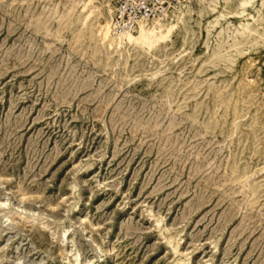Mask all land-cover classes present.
Wrapping results in <instances>:
<instances>
[{
  "label": "rangeland",
  "instance_id": "1",
  "mask_svg": "<svg viewBox=\"0 0 264 264\" xmlns=\"http://www.w3.org/2000/svg\"><path fill=\"white\" fill-rule=\"evenodd\" d=\"M113 10L0 0V264H264V0Z\"/></svg>",
  "mask_w": 264,
  "mask_h": 264
},
{
  "label": "built area",
  "instance_id": "2",
  "mask_svg": "<svg viewBox=\"0 0 264 264\" xmlns=\"http://www.w3.org/2000/svg\"><path fill=\"white\" fill-rule=\"evenodd\" d=\"M176 4L177 0H116L114 28L133 31L139 20L159 17Z\"/></svg>",
  "mask_w": 264,
  "mask_h": 264
},
{
  "label": "bare ground",
  "instance_id": "3",
  "mask_svg": "<svg viewBox=\"0 0 264 264\" xmlns=\"http://www.w3.org/2000/svg\"><path fill=\"white\" fill-rule=\"evenodd\" d=\"M178 1V0H177ZM108 4H109V2H108ZM242 5L241 6H243V4H245V3H241ZM173 6H171V8H172ZM116 8H117V6H116V0H113V13H114V16H115V13H116ZM96 10V9H95ZM109 11H111V13H112V10L109 8ZM169 11V10H168ZM91 12V11H90ZM167 12V11H166ZM165 12V13H166ZM165 13L163 14V15H165ZM163 15H159V17H155V18H152V19H150L151 21L153 20V21H155L157 18H160L161 16H163ZM165 19V18H164ZM145 20H149V19H146V18H143V19H141V20H139L138 21V23H140V22H144ZM138 23H137V25H138ZM153 23H155V24H153V26H156L155 28L157 29V28H161L165 23L163 22V20L160 18V19H158L157 21H155V22H153ZM101 26V25H100ZM142 25H140L139 27L140 28H142L141 27ZM154 28V29H155ZM113 30L115 31V32H113ZM122 30H120V31H118V30H116L115 28H114V21H113V23H111V22H109V23H107L106 25H104V26H102L101 27V35H102V39L103 40H109V39H112V40H114V38H115V40L118 42V43H121V42H123V40H125V39H127V40H130V38H131V36H132V31L131 30H123V32H121ZM141 35V34H140ZM115 41V42H116Z\"/></svg>",
  "mask_w": 264,
  "mask_h": 264
}]
</instances>
